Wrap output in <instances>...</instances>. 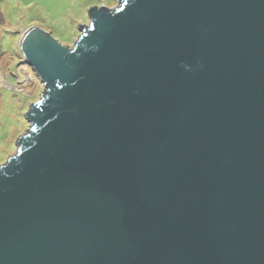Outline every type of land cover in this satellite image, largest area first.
<instances>
[{"label":"water","instance_id":"1","mask_svg":"<svg viewBox=\"0 0 264 264\" xmlns=\"http://www.w3.org/2000/svg\"><path fill=\"white\" fill-rule=\"evenodd\" d=\"M42 85L0 165V264H264V0H118Z\"/></svg>","mask_w":264,"mask_h":264},{"label":"rangeland","instance_id":"2","mask_svg":"<svg viewBox=\"0 0 264 264\" xmlns=\"http://www.w3.org/2000/svg\"><path fill=\"white\" fill-rule=\"evenodd\" d=\"M101 5L114 8L118 0H0V70L10 85H16L14 73L24 66L17 45L27 28H42L61 45L72 47L78 28L89 22L88 9ZM30 75V85L20 92L0 86V165L15 153L16 139L29 127L24 114L43 89L31 68Z\"/></svg>","mask_w":264,"mask_h":264},{"label":"built area","instance_id":"3","mask_svg":"<svg viewBox=\"0 0 264 264\" xmlns=\"http://www.w3.org/2000/svg\"><path fill=\"white\" fill-rule=\"evenodd\" d=\"M22 63L24 64V66H22L21 68L27 67L28 72L30 74V68H29V66H27L24 62H22ZM21 68H18L17 71H16V73H14V76L16 78V85L15 86L10 85V83L8 82L7 74L6 73H4V80H0V86L10 88V89H12L14 91L16 90V92H20V91L23 90L22 88L30 85V84L25 83L23 81L22 75H21ZM31 72H32V70H31Z\"/></svg>","mask_w":264,"mask_h":264},{"label":"bare ground","instance_id":"4","mask_svg":"<svg viewBox=\"0 0 264 264\" xmlns=\"http://www.w3.org/2000/svg\"><path fill=\"white\" fill-rule=\"evenodd\" d=\"M0 75H1V80H4V73H2V71L0 70ZM21 75H22V79L25 83L30 84L31 82V76L28 72V69H21Z\"/></svg>","mask_w":264,"mask_h":264},{"label":"crops","instance_id":"5","mask_svg":"<svg viewBox=\"0 0 264 264\" xmlns=\"http://www.w3.org/2000/svg\"><path fill=\"white\" fill-rule=\"evenodd\" d=\"M1 64V63H0ZM2 65V64H1ZM5 68V67H4Z\"/></svg>","mask_w":264,"mask_h":264}]
</instances>
